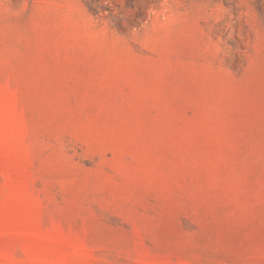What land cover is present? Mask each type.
<instances>
[{
    "label": "rangeland",
    "instance_id": "1",
    "mask_svg": "<svg viewBox=\"0 0 264 264\" xmlns=\"http://www.w3.org/2000/svg\"><path fill=\"white\" fill-rule=\"evenodd\" d=\"M0 264H264V0H0Z\"/></svg>",
    "mask_w": 264,
    "mask_h": 264
}]
</instances>
